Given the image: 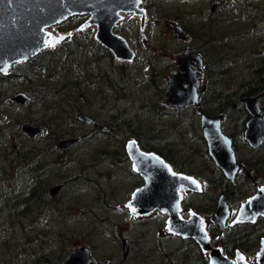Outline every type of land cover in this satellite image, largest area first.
<instances>
[{
  "label": "rangeland",
  "instance_id": "374dc122",
  "mask_svg": "<svg viewBox=\"0 0 264 264\" xmlns=\"http://www.w3.org/2000/svg\"><path fill=\"white\" fill-rule=\"evenodd\" d=\"M139 5L143 13L120 10L123 20L113 28L132 48L129 61L116 59L95 39L96 25L75 13L46 27L47 47L0 72V264H63L80 245L108 264H199L197 246L168 229L166 209L132 210L131 193L143 179L127 152L129 138L198 181L200 194L183 186L181 197L205 226L219 194L235 212L264 180V138L253 146L245 137L251 113L242 99L256 89L264 114V88L257 89L264 85V0ZM185 49L202 61L198 99L176 106L165 99L167 79ZM17 91L28 99L13 100ZM197 106L220 115L243 162L233 182L208 152ZM23 122L41 130L33 136ZM66 138L73 140L61 144ZM257 217L243 226L248 239L264 234V217ZM238 227L225 233L226 242Z\"/></svg>",
  "mask_w": 264,
  "mask_h": 264
},
{
  "label": "water",
  "instance_id": "95a60500",
  "mask_svg": "<svg viewBox=\"0 0 264 264\" xmlns=\"http://www.w3.org/2000/svg\"><path fill=\"white\" fill-rule=\"evenodd\" d=\"M141 0H0V72L5 73L10 64L25 61L42 47L45 28L61 22L75 13L86 14V22L96 25L95 35L107 48L116 55L130 58L132 49L122 35L112 27L118 19V11L134 10L139 12ZM174 31L183 36L181 27L172 23ZM177 72L168 77L165 99L168 104L183 105L186 102H197L198 93L195 84L202 64L199 54L190 55L184 50L176 58ZM186 84V85H185ZM259 94H246L242 97L251 116L247 119L244 134L250 145L256 146L264 138V114L259 103ZM12 99L24 102L28 96L17 91ZM201 112L203 135L207 141L208 152L227 177L233 178L239 162L231 145V139L220 127V115L209 116ZM78 118L91 122L84 113ZM22 128L35 135L41 129L23 122ZM66 138L61 144L71 142ZM127 152L141 175L143 181L131 193V205L138 212L146 213L155 208H165L168 212L170 228L178 234L194 237L204 249L210 250L213 264H236L208 236L200 214L191 212L181 215L182 186L197 187L195 180L168 165V162L152 149H147L129 138ZM57 187L51 189L52 192ZM264 212V180L240 203L238 210L232 211L222 196L210 220L223 227L227 220L236 215L241 220H251ZM126 241V239L124 240ZM93 258L86 245L70 250L63 264H91ZM93 264H105L104 261ZM237 264H243L239 262ZM258 264H264V238L261 240Z\"/></svg>",
  "mask_w": 264,
  "mask_h": 264
},
{
  "label": "flooded vegetation",
  "instance_id": "af4514ba",
  "mask_svg": "<svg viewBox=\"0 0 264 264\" xmlns=\"http://www.w3.org/2000/svg\"><path fill=\"white\" fill-rule=\"evenodd\" d=\"M254 94V93H251ZM259 103V100H258ZM238 162H240L241 164L243 163L242 161L237 160ZM241 164H239V167L237 169V171L234 174L233 178H229L226 176V174L223 172L224 176L231 182L235 181L236 178V174L239 171V169L241 168ZM218 166V165H217ZM219 167V166H218ZM220 168V167H219ZM247 177H250V175L248 174V172L246 171ZM188 175V174H186ZM190 176V175H189ZM197 177H200V174H196ZM213 184L214 185H218L220 183V181L218 179H212ZM196 182V181H195ZM197 183V187H193V186H188L186 187L188 190H190V195H197L200 194V192L203 191V189L201 188L200 184ZM219 196H222L223 199L226 201V203L229 205L231 212L234 211V209L232 210V207L229 202L226 200L224 194H219L218 197L216 198V206L218 203V199ZM188 200H186V198H182L181 197V207H180V213L181 215H190L189 213V208L187 209L188 206ZM240 205V204H239ZM215 206V209H216ZM239 208V207H238ZM165 209V208H162ZM214 209V211H215ZM194 211V210H193ZM214 213V212H213ZM261 215V214H260ZM165 218L167 219V225H168V229L170 230L171 233H175L177 234L179 237L184 238L185 241H191L193 242L196 246H197V250L199 252V264H204V262H206L205 264H213V262L211 261V257H210V250L208 249H204L201 244L192 236L189 235H181L176 233L175 231H173L170 228V224L168 222V216L164 215ZM211 216V215H210ZM262 217H257L256 221H258V219L260 220ZM232 217L227 220V222L225 223V225L223 227H219V225L213 221L210 220V223L205 226L207 231H208V236L209 238L212 240V242H215L217 244V246L226 254L230 257V259L234 262V263H239L242 262L243 264H258V259H259V252H260V245H261V240L262 238H264V234L260 233L259 231L253 236L250 235V238L248 239L247 236H245V231L243 230V226L248 225H253L254 222L252 220H241V219H237L236 222L233 223V225H231L230 227L228 226V223L231 221ZM166 221V220H165ZM211 224V225H210ZM239 226L242 227L241 230H238L237 228V232L234 236H232L231 238H229V242H226L225 239L228 238L227 236H225L228 230H234L235 231V227ZM259 229V228H258ZM243 235L241 236L240 234ZM223 234V235H222ZM125 238L121 239V246H122V250H123V256H126L127 252H128V241H124ZM259 245V246H258ZM91 255V254H90ZM247 260L250 261L247 262ZM65 261V260H64ZM63 261V263H64ZM105 262V264H108L106 260H102ZM96 262H100V261H95L93 259V263ZM176 264V263H174ZM183 264V263H182Z\"/></svg>",
  "mask_w": 264,
  "mask_h": 264
},
{
  "label": "bare ground",
  "instance_id": "6f19581e",
  "mask_svg": "<svg viewBox=\"0 0 264 264\" xmlns=\"http://www.w3.org/2000/svg\"><path fill=\"white\" fill-rule=\"evenodd\" d=\"M141 1L143 2V0H141ZM139 7H140V9H141V13H143V12H142L143 8H141L140 5H139ZM122 11H126V10H122ZM122 11H119V12H118L119 17H118V19L116 20V22L114 23V25H113V27H112V30H113V31H114L113 28H115V27L118 25V22L121 21V20H123ZM131 11H132V10H131ZM132 12H134V11H132ZM134 13L137 14V12H134ZM87 23L93 25V24L90 23V22H87ZM94 25H95V24H94ZM114 32H115V31H114ZM115 33H116V32H115ZM117 34H118V35H121V34H119V33H117ZM51 37H52V33H50L49 30H48L47 28H45L44 42H43L42 47L38 50V52H40L43 48H45V47L48 46V42L51 40ZM123 37H124V36H123ZM95 39H97L96 36H95ZM124 39H125V41L127 42V40H126L125 37H124ZM127 44H128V43H127ZM128 46L130 47V44H128ZM130 48H131V47H130ZM131 49H132V48H131ZM108 50H109L112 54H114V56H115L116 59H119V60H121V61H129V60H130L129 58H122V57L116 55L115 52H114L111 48H108ZM38 52H37V53H38ZM196 182H197V181H196ZM183 188H184V187L182 186L181 189H180V196H181V194L184 192V189H183ZM160 209H162V208H160ZM132 210L135 211V212H138V210L136 209V207H135V208L133 207ZM166 212H167V210H166ZM138 213H140V212H138ZM167 213H168V212H167ZM257 215L260 216V217H264V212H263L261 215H260V214H257ZM257 215H256L253 219H251V220L254 221V219L257 217Z\"/></svg>",
  "mask_w": 264,
  "mask_h": 264
},
{
  "label": "trees",
  "instance_id": "16d2710c",
  "mask_svg": "<svg viewBox=\"0 0 264 264\" xmlns=\"http://www.w3.org/2000/svg\"><path fill=\"white\" fill-rule=\"evenodd\" d=\"M262 88H264V85H262V86H259L257 89H262ZM252 89V88H251ZM251 89H249V91H248V94H251V93H254V94H256L255 93V91H256V89L255 90H251ZM257 94H259V93H257ZM144 147V146H143ZM147 149H152V148H147ZM260 185V184H259ZM211 225V224H210ZM256 225H258V224H256ZM258 229V228H257ZM257 233V232H256ZM253 236L255 235V234H252ZM259 246V245H258Z\"/></svg>",
  "mask_w": 264,
  "mask_h": 264
}]
</instances>
